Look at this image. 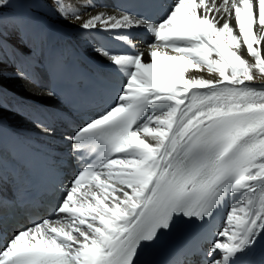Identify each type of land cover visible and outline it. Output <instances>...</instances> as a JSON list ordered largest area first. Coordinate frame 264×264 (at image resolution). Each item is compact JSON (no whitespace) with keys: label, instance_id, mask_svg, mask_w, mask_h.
Instances as JSON below:
<instances>
[{"label":"snow or ice","instance_id":"snow-or-ice-1","mask_svg":"<svg viewBox=\"0 0 264 264\" xmlns=\"http://www.w3.org/2000/svg\"><path fill=\"white\" fill-rule=\"evenodd\" d=\"M37 2L0 0V98L5 46L21 63L34 55L29 19L13 15L9 27V13ZM53 4L116 46L93 48L103 66L84 91L62 58L16 72L36 89L30 99L79 122L24 106L45 140L16 132L6 150L0 113V264H144L180 226L193 230L166 264H253L264 244V0ZM52 77L66 95L44 83Z\"/></svg>","mask_w":264,"mask_h":264},{"label":"bare ground","instance_id":"bare-ground-1","mask_svg":"<svg viewBox=\"0 0 264 264\" xmlns=\"http://www.w3.org/2000/svg\"><path fill=\"white\" fill-rule=\"evenodd\" d=\"M100 6L111 7V0H95ZM65 3L72 6H79L83 0H65ZM20 16L29 19L31 30L25 37L24 42L34 52L31 63H21L13 56L14 45L9 43L5 46L4 54L6 56L3 65V78L6 95L0 98V113L3 114L4 133L13 135L16 132H22L23 135L30 136L33 139H43L41 130L34 126V123L26 118L24 106L36 105L45 108L46 113H55L58 117V110L51 105L45 106L38 100L30 99L36 89L23 79L16 78V72L23 69L25 73H32L38 68L44 72L55 61L64 47L67 38L78 40L84 51L93 59L97 60L93 48L101 45L115 47L114 42L104 38L102 35L89 36L86 33L77 31L71 21L59 19L56 13L53 0H38L35 4L16 3L9 13V27H11V17ZM138 47H143L148 41L142 31L135 33ZM243 54V49L241 50ZM199 75V73H198ZM49 80H45L49 87ZM264 84V81H257V86ZM58 112V113H57ZM53 116H49L52 123L57 127L58 133H63L67 129ZM55 140H59V135ZM63 145V144H61Z\"/></svg>","mask_w":264,"mask_h":264}]
</instances>
